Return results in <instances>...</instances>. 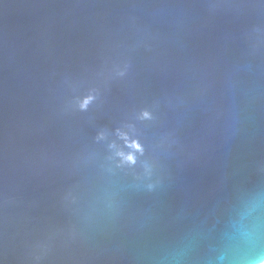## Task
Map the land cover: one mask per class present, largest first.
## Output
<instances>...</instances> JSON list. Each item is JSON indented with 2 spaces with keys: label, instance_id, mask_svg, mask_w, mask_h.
<instances>
[{
  "label": "water",
  "instance_id": "95a60500",
  "mask_svg": "<svg viewBox=\"0 0 264 264\" xmlns=\"http://www.w3.org/2000/svg\"><path fill=\"white\" fill-rule=\"evenodd\" d=\"M0 264H264V0H0Z\"/></svg>",
  "mask_w": 264,
  "mask_h": 264
},
{
  "label": "clouds",
  "instance_id": "9594fccd",
  "mask_svg": "<svg viewBox=\"0 0 264 264\" xmlns=\"http://www.w3.org/2000/svg\"><path fill=\"white\" fill-rule=\"evenodd\" d=\"M129 159H131V157H129Z\"/></svg>",
  "mask_w": 264,
  "mask_h": 264
}]
</instances>
